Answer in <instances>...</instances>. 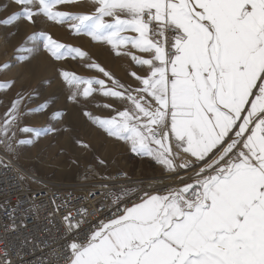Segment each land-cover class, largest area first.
<instances>
[{
  "label": "snow or ice",
  "instance_id": "1",
  "mask_svg": "<svg viewBox=\"0 0 264 264\" xmlns=\"http://www.w3.org/2000/svg\"><path fill=\"white\" fill-rule=\"evenodd\" d=\"M11 4L17 10L0 19L2 25L34 26L43 19L130 59L133 83H125L88 51L50 33L34 32L25 42L42 43L54 60H78L95 72L60 70L69 100L103 99L97 107L111 115H83L135 155L151 158L166 176L163 188L153 191L108 184L89 189L84 200L98 194L102 200L63 215L66 239L57 264H264V0ZM10 68L4 63L0 71ZM13 83H0V91ZM35 98L18 93L0 115V145L10 154L58 131L26 122L49 110L47 101L30 107ZM62 118L61 112L52 116ZM98 164L106 167L102 158ZM0 166L12 167L4 159ZM4 210L12 220L5 231L15 232L18 208ZM9 256L7 246L0 247V264H12Z\"/></svg>",
  "mask_w": 264,
  "mask_h": 264
},
{
  "label": "rangeland",
  "instance_id": "2",
  "mask_svg": "<svg viewBox=\"0 0 264 264\" xmlns=\"http://www.w3.org/2000/svg\"><path fill=\"white\" fill-rule=\"evenodd\" d=\"M15 10H17L16 6L11 4V0H0V19L6 18ZM40 31L50 33L59 42L81 47L122 82L133 83L128 73L134 70V65L129 58L116 57L109 46L96 43L89 37L72 35L66 26L55 25L43 19L34 26L23 22H18L14 26L0 24V69L3 68L4 63L11 66L10 70L0 71V83L14 82L11 89L5 90L10 96L9 101L18 93H33L35 97H38L30 105L33 108L47 101L50 105L48 112L30 116L26 122L31 118L33 124L30 126H51L58 130L43 136L50 139V146L55 148L40 147V141L43 138L41 136L33 145L19 146L13 156L42 179L56 183L95 182L101 180L100 176L114 178L118 172H123L128 177H135L140 166L143 167L141 173L144 176L156 175L155 161L147 157L143 162H139L133 157L129 145L106 136L83 115L84 111H91L95 115L104 117L111 115L110 110L97 107L98 104L105 102L103 99L97 97L92 103L79 105L69 100L71 90L59 75L61 69L89 77L97 74L85 69L78 60L71 58L63 61L54 60L43 48L42 43H25L31 34ZM24 47L34 48L35 51H17ZM24 57L29 59L26 60ZM8 102L0 104V115L4 113ZM72 111L77 113L76 116L72 115ZM56 112L63 113V118L59 121L52 119ZM74 119L78 121V124L72 123ZM18 135L20 138H30L23 134ZM68 140L75 143L73 147H64ZM78 140L88 143L90 150H82L77 143ZM100 158L106 161V167L98 164ZM162 176L164 175L152 177ZM138 177L142 176L135 178Z\"/></svg>",
  "mask_w": 264,
  "mask_h": 264
},
{
  "label": "built area",
  "instance_id": "3",
  "mask_svg": "<svg viewBox=\"0 0 264 264\" xmlns=\"http://www.w3.org/2000/svg\"><path fill=\"white\" fill-rule=\"evenodd\" d=\"M132 155L139 162L146 158ZM0 159L12 165L10 168L0 166V247L7 246L12 264H57L66 239L63 215L69 210L75 214L81 207H95L102 197L98 194L95 199L84 200L89 189L73 187L29 191L18 178L17 164L1 147ZM112 183L113 187L123 185L144 191L164 186L156 179L128 177L123 172L116 173ZM65 201L68 203L56 211ZM5 207L18 208L16 223L19 227L15 232L5 231L12 223Z\"/></svg>",
  "mask_w": 264,
  "mask_h": 264
},
{
  "label": "bare ground",
  "instance_id": "4",
  "mask_svg": "<svg viewBox=\"0 0 264 264\" xmlns=\"http://www.w3.org/2000/svg\"><path fill=\"white\" fill-rule=\"evenodd\" d=\"M9 97H10L9 94L6 91H0V104L1 103L6 104V102L9 101ZM71 113L74 116H76V114H77L75 111H72ZM33 119H35V118H33ZM28 122L27 123L29 125L33 124V121H32L31 118H30V120ZM72 123L73 124H78V121L76 119H74L72 121ZM49 140L47 138L43 137L41 139V141H40L41 142L40 147H42V148H55V146L54 147L50 146V141ZM74 144L75 143L73 141L68 140V141L65 142L64 147L71 148V147L74 146ZM0 147L4 151H6V149H5V147L3 145H0ZM8 154L15 161V163L18 166V169L23 173V175H24L23 183H24L26 189L29 190V191H32V192L40 191V190H46V189L66 188V187H73V188H78V189H83L84 190V189H93V186H95V188L98 189L101 184H108V185H112L113 184L112 183L113 179H111V180H98V181H95V182H81V183H77V184L49 182V181H46V180L42 179L41 177L36 175V173L31 172L29 169H27L25 166H23L18 161V159H16L13 156V154L12 155L10 153H8ZM140 162H142V161H140ZM138 178L140 179V178H146V177H138ZM150 179H152V180L156 179L157 182L160 183L161 180H165L166 181V176L164 175L162 177H150ZM82 185H84L86 187H84Z\"/></svg>",
  "mask_w": 264,
  "mask_h": 264
},
{
  "label": "crops",
  "instance_id": "5",
  "mask_svg": "<svg viewBox=\"0 0 264 264\" xmlns=\"http://www.w3.org/2000/svg\"><path fill=\"white\" fill-rule=\"evenodd\" d=\"M145 159H147V157H146ZM142 162H143V161H142ZM155 167L157 168V174H156V175L151 174V175H149L150 177H152V176H158V175H160V174L165 175V173L163 172L161 166L155 164ZM142 170H143V167L140 166L139 169L137 170V172H136V174H135L134 176H135V177H136V176L149 177V176H147V175L144 176V175L141 173V172H143Z\"/></svg>",
  "mask_w": 264,
  "mask_h": 264
}]
</instances>
